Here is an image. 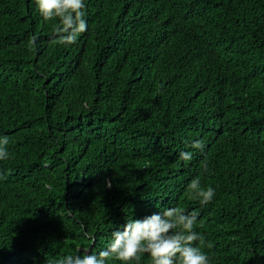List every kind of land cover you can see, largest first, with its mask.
I'll list each match as a JSON object with an SVG mask.
<instances>
[{
    "label": "trees",
    "instance_id": "1",
    "mask_svg": "<svg viewBox=\"0 0 264 264\" xmlns=\"http://www.w3.org/2000/svg\"><path fill=\"white\" fill-rule=\"evenodd\" d=\"M86 13L64 46L32 0H0V264L95 252L169 207L197 214L210 264H264V0H86ZM197 176L215 189L205 206Z\"/></svg>",
    "mask_w": 264,
    "mask_h": 264
},
{
    "label": "clouds",
    "instance_id": "2",
    "mask_svg": "<svg viewBox=\"0 0 264 264\" xmlns=\"http://www.w3.org/2000/svg\"><path fill=\"white\" fill-rule=\"evenodd\" d=\"M32 3L42 22L56 21L53 34L61 45L75 44L88 30L86 0H32ZM32 39L35 41L36 37ZM8 143V138L0 135V162L9 158ZM187 147L202 151L204 144L195 139L188 142ZM193 151H179V159L191 161ZM6 178L0 174V181ZM106 187H111L110 181H106ZM187 187L201 206L210 204L216 194L212 186H202L199 176ZM197 219L196 213L175 207L154 211L139 219L131 217L114 226L106 247L95 252L90 248H76L49 264H140L145 255L150 264H210V257L203 250L210 245L195 230Z\"/></svg>",
    "mask_w": 264,
    "mask_h": 264
}]
</instances>
